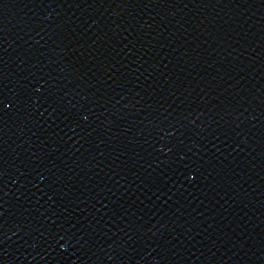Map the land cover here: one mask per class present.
<instances>
[{
  "label": "water",
  "instance_id": "water-1",
  "mask_svg": "<svg viewBox=\"0 0 264 264\" xmlns=\"http://www.w3.org/2000/svg\"><path fill=\"white\" fill-rule=\"evenodd\" d=\"M0 101V264H264V0H0Z\"/></svg>",
  "mask_w": 264,
  "mask_h": 264
},
{
  "label": "snow or ice",
  "instance_id": "snow-or-ice-1",
  "mask_svg": "<svg viewBox=\"0 0 264 264\" xmlns=\"http://www.w3.org/2000/svg\"><path fill=\"white\" fill-rule=\"evenodd\" d=\"M0 103H2V101H0ZM7 107V105H5Z\"/></svg>",
  "mask_w": 264,
  "mask_h": 264
}]
</instances>
